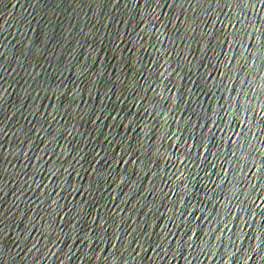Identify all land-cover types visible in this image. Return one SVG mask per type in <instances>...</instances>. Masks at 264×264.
Instances as JSON below:
<instances>
[{"label":"water","instance_id":"95a60500","mask_svg":"<svg viewBox=\"0 0 264 264\" xmlns=\"http://www.w3.org/2000/svg\"><path fill=\"white\" fill-rule=\"evenodd\" d=\"M0 264H264V0H0Z\"/></svg>","mask_w":264,"mask_h":264}]
</instances>
